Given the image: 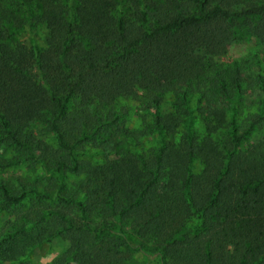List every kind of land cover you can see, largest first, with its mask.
<instances>
[{
  "label": "trees",
  "instance_id": "1",
  "mask_svg": "<svg viewBox=\"0 0 264 264\" xmlns=\"http://www.w3.org/2000/svg\"><path fill=\"white\" fill-rule=\"evenodd\" d=\"M243 34L264 51V0H0V169L39 171L0 176V264L56 237L55 264H264V73L224 61ZM129 101L155 148H129Z\"/></svg>",
  "mask_w": 264,
  "mask_h": 264
},
{
  "label": "rangeland",
  "instance_id": "2",
  "mask_svg": "<svg viewBox=\"0 0 264 264\" xmlns=\"http://www.w3.org/2000/svg\"><path fill=\"white\" fill-rule=\"evenodd\" d=\"M27 35V34H26ZM25 35V36H26ZM38 40L39 36L27 35L25 39L29 42H34L32 39ZM258 57H257V56ZM224 61H239L244 68L245 75H247V79L252 80L258 76V74L264 73V51L261 50V43L252 38L250 36L242 35L240 40L234 43L227 56L224 58ZM255 84V83H254ZM172 97L171 95H166L164 97L163 104L161 106V113H170L173 111L172 108ZM128 106L127 114L125 115L126 125L131 130L138 131L139 136L138 140L135 141L137 144L135 146L128 145L129 148H136L137 150L147 151L152 148H155L158 145L159 136L152 132L151 130H147L148 124L154 119L155 113L152 109H144L142 105H136L132 102H127ZM193 123V128L196 130H202L201 122L194 118L191 120ZM37 135L41 139L50 140V135L43 132V125L39 124L36 128ZM264 137V127L260 128L257 132H255V137L253 141L261 139ZM178 138V137H176ZM175 138V139H176ZM127 143L125 144L126 148ZM6 156V153H4ZM3 157V156H0ZM202 168L201 164H198V171ZM34 170L28 168V166H14L0 169V176H4L6 178H13L18 176H32ZM35 173H39V171H34ZM7 217L2 216L0 218V229L2 227L4 229H8L7 225L3 224ZM8 220V219H7ZM68 246L67 241L62 237H56L48 242L43 243L39 247L32 250L28 257L18 262H4L1 264H55V260L58 259L66 250ZM143 260L140 254L134 256L131 260L132 264L141 263ZM71 264H77L72 261Z\"/></svg>",
  "mask_w": 264,
  "mask_h": 264
}]
</instances>
